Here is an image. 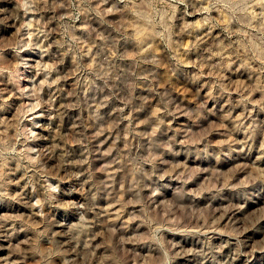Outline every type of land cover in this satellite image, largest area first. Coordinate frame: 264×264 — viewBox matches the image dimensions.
Wrapping results in <instances>:
<instances>
[{
    "label": "rangeland",
    "instance_id": "1",
    "mask_svg": "<svg viewBox=\"0 0 264 264\" xmlns=\"http://www.w3.org/2000/svg\"><path fill=\"white\" fill-rule=\"evenodd\" d=\"M0 264H264V0H0Z\"/></svg>",
    "mask_w": 264,
    "mask_h": 264
}]
</instances>
